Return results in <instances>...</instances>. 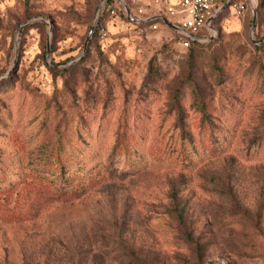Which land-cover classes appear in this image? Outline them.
<instances>
[{
	"label": "rangeland",
	"instance_id": "1",
	"mask_svg": "<svg viewBox=\"0 0 264 264\" xmlns=\"http://www.w3.org/2000/svg\"><path fill=\"white\" fill-rule=\"evenodd\" d=\"M178 1L0 0V264H264V0H222L193 56ZM61 164L85 193L48 202Z\"/></svg>",
	"mask_w": 264,
	"mask_h": 264
},
{
	"label": "built area",
	"instance_id": "2",
	"mask_svg": "<svg viewBox=\"0 0 264 264\" xmlns=\"http://www.w3.org/2000/svg\"><path fill=\"white\" fill-rule=\"evenodd\" d=\"M114 1L112 3L103 0L102 7L110 14L118 15L117 9L122 6L127 16L132 17L126 0ZM222 7V0H179L168 5V13L176 18L172 26L179 34L181 44L188 48L193 42L204 44L213 39L216 35L214 20L220 14ZM145 19L149 20V18ZM136 21L140 22V20ZM154 28H157V25H154Z\"/></svg>",
	"mask_w": 264,
	"mask_h": 264
},
{
	"label": "trees",
	"instance_id": "3",
	"mask_svg": "<svg viewBox=\"0 0 264 264\" xmlns=\"http://www.w3.org/2000/svg\"><path fill=\"white\" fill-rule=\"evenodd\" d=\"M107 2H114V0H107ZM109 13L106 9H104L102 17H104L105 14ZM222 12H220V14L217 16V18L214 20V25L215 22L217 21V19L219 18V16L221 15ZM117 14L120 17H127V14L124 12V10H118ZM101 26H98L97 32H99ZM203 44H200L198 42H193L190 46V55H195V49L196 46H200ZM192 80L194 81L195 79L192 78ZM195 86V94L197 93V98L193 100L192 102V106L194 109L197 110L199 117L201 119L200 123H201V133L205 134V132L208 133V141L211 145V147L213 148L212 151L215 149L216 147V143H217V136H215V132L213 130V125L215 123V120L217 119L216 114L213 113L212 111H210L208 108L211 107V102H208L205 100V94L201 93L199 86H197V84H194ZM178 101L180 100V97L178 96ZM180 105V103H179ZM181 118L185 116L184 115H179ZM181 136L180 139L185 140L187 137L190 139H193L194 136L192 134V132L190 131V129H185L182 128L181 131ZM126 135L123 133H120L118 141L116 142L115 146H114V150H113V156H117L122 154L123 150H129V146H128V142L126 143V140L123 138ZM192 141V140H191ZM59 175L62 178V180H64L65 182H67V184H64V186L68 189H65L64 191L60 189V186L58 183H56L55 181L51 180L48 182L44 183L43 185L37 186L36 192L38 191H42L40 192V196L44 197V199H46V201L50 202V201H54V200H63V199H70L71 197H79L82 194L85 193V186L82 183V180H79V176L78 174L74 173V175L72 177H65L66 174V170H65V165L61 164V166H59L58 169ZM44 179V178H43ZM42 181H45L42 180ZM75 181H77V184H75ZM50 185H53L54 187L57 188V193L56 194H50L49 196H44V193L46 191V188ZM43 187V189H41ZM37 214V211L34 210L32 211L30 214L29 212H24L23 214L18 213V215L14 218L15 220H21V219H28V218H32L35 217Z\"/></svg>",
	"mask_w": 264,
	"mask_h": 264
},
{
	"label": "water",
	"instance_id": "4",
	"mask_svg": "<svg viewBox=\"0 0 264 264\" xmlns=\"http://www.w3.org/2000/svg\"><path fill=\"white\" fill-rule=\"evenodd\" d=\"M100 11H101V8H100ZM165 21H166L167 24H170V23L168 22V20H165ZM254 25H255V21L253 22V27H254ZM95 29H96V24L92 27V29H91V31H90V33H89V35H88L86 45L88 44L89 40L92 38ZM48 53H49V49H48Z\"/></svg>",
	"mask_w": 264,
	"mask_h": 264
},
{
	"label": "crops",
	"instance_id": "5",
	"mask_svg": "<svg viewBox=\"0 0 264 264\" xmlns=\"http://www.w3.org/2000/svg\"><path fill=\"white\" fill-rule=\"evenodd\" d=\"M172 3H168V5H171ZM174 4V3H173ZM168 5H167V7H168ZM169 14V13H168ZM170 15V14H169ZM171 16V15H170ZM172 18H173V20H169L168 22L170 23V24H168L173 30H175L174 28H173V26H172V22H175L176 21V18L174 17V16H171Z\"/></svg>",
	"mask_w": 264,
	"mask_h": 264
}]
</instances>
